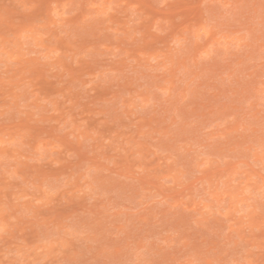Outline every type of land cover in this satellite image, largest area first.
I'll list each match as a JSON object with an SVG mask.
<instances>
[{"label":"rangeland","instance_id":"obj_1","mask_svg":"<svg viewBox=\"0 0 264 264\" xmlns=\"http://www.w3.org/2000/svg\"><path fill=\"white\" fill-rule=\"evenodd\" d=\"M0 260L264 264L261 0H0Z\"/></svg>","mask_w":264,"mask_h":264},{"label":"clouds","instance_id":"obj_2","mask_svg":"<svg viewBox=\"0 0 264 264\" xmlns=\"http://www.w3.org/2000/svg\"><path fill=\"white\" fill-rule=\"evenodd\" d=\"M0 59H3L0 57ZM0 264H29L28 261H22L20 259H4L0 260ZM33 264H39V262H33ZM140 264H151L150 261H142ZM231 264H234V262H231ZM241 264H251V262H241Z\"/></svg>","mask_w":264,"mask_h":264},{"label":"snow or ice","instance_id":"obj_3","mask_svg":"<svg viewBox=\"0 0 264 264\" xmlns=\"http://www.w3.org/2000/svg\"><path fill=\"white\" fill-rule=\"evenodd\" d=\"M262 10H264V0H261ZM261 151L264 152V141L261 144ZM0 231H3L2 226H0Z\"/></svg>","mask_w":264,"mask_h":264}]
</instances>
